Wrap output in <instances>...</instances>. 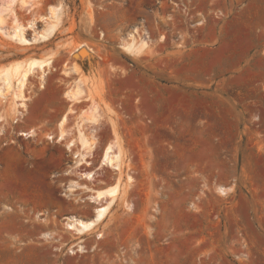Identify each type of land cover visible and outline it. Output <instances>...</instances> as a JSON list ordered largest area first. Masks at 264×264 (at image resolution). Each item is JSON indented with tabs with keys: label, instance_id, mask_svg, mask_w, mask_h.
Instances as JSON below:
<instances>
[{
	"label": "rangeland",
	"instance_id": "obj_1",
	"mask_svg": "<svg viewBox=\"0 0 264 264\" xmlns=\"http://www.w3.org/2000/svg\"><path fill=\"white\" fill-rule=\"evenodd\" d=\"M180 1L188 6L174 0H0V74L35 58L52 61L45 78L39 71L28 74L25 115L18 113L21 107L13 97L15 80L0 101V183L18 193L38 196L41 190L43 196L47 191L51 200L50 205L32 206L0 199V212L9 203L34 220V235L4 231L0 241L43 240L52 250L46 264H264V224L260 233L253 225L251 232L250 224L252 215L264 220V197L257 196L264 193V79H254L251 88L226 89L223 81L246 79L249 69L240 73L239 65L221 76L211 71L206 87H190L176 71L187 57L174 54L178 44L179 50H187L189 34L207 32L210 46L218 44L220 35L235 38L238 26L232 21L248 0H205L203 8L198 1L195 8L189 7L190 0ZM16 24L24 25L22 38L12 37ZM52 28L47 40H33ZM258 32L264 28L259 26ZM150 34L158 39L156 45ZM134 37L146 40L139 56L122 47ZM256 40L264 41V35ZM81 45L91 51L89 56L75 50ZM232 45L227 38L218 51L227 65L240 57ZM77 83L84 94L73 101L65 93ZM177 88L198 95L186 97ZM224 99L234 110L230 118L237 128L232 132L218 131L227 122ZM67 114L71 127L66 126ZM61 121L71 133L59 141ZM30 122L36 134L19 135L29 129L18 126ZM79 130L94 147L90 164L76 169L77 146L71 151L66 143ZM49 134L54 138L48 139ZM110 144L122 152L119 170L98 167ZM88 170L96 171L95 180H79L81 185L65 196L69 181ZM4 176L12 182L6 183ZM115 183L121 193L98 229L81 238L72 235L65 217L90 218L94 213L86 185ZM219 186L228 193L219 192ZM257 197L258 211L238 209L236 198ZM39 212L47 218L44 223L37 220ZM44 226L58 240H45ZM80 239L87 251L70 254L68 249H76Z\"/></svg>",
	"mask_w": 264,
	"mask_h": 264
},
{
	"label": "crops",
	"instance_id": "obj_2",
	"mask_svg": "<svg viewBox=\"0 0 264 264\" xmlns=\"http://www.w3.org/2000/svg\"><path fill=\"white\" fill-rule=\"evenodd\" d=\"M174 1L176 2L175 4L177 6L178 4L183 2L180 0H174ZM190 1H192V6L190 5L189 7H193V8L197 7L195 1L201 3L202 8H203L202 4H204L205 2V0H190ZM183 4H185V6H188V4H186L185 2H183ZM232 23L238 26L236 32L237 36L235 38L233 37V35H231V33L229 35L227 34L228 36L220 35L218 44L214 46H210L209 45L210 38L212 39V36L208 35L207 32L206 34L201 32L202 34L200 35L189 34L188 41H190L191 44L187 46V50L184 51L182 49L179 50L181 46H179L178 44V47L176 48V51L178 52L174 54H176V56L187 57V59L183 60V62L177 64V69H176L178 77L180 78L182 83L188 85L193 84L190 85V87L191 86L194 87L196 84L201 83L202 85L199 87H206L203 83L206 82V77L211 73V71H214L215 74L221 76L239 65L242 68V71L240 73L249 69V72L246 74V79L241 83L234 82L233 80L235 77L233 79L223 81L225 83L224 87L226 89L233 88L235 86L236 87L247 86L251 88L252 85L250 84L251 82H253L254 79L257 78L264 79V41L259 42L258 40H256V35L259 34L264 35V33L258 32L259 26L264 28V0L245 1V3L240 7V10L236 13L235 20L232 21ZM193 25L195 24H192V26ZM196 25H198V23H196ZM180 27L181 25L179 26V28ZM181 37L182 35L178 33L176 35V40L179 41ZM227 38L229 39V41L233 43L232 46L234 47V49L238 53H240L239 60L235 64L227 65L226 60L224 58H221V55L218 52L221 46L223 45V43L227 40ZM157 43H158V39L152 38V44L156 45ZM194 57H199V59L197 60ZM246 83L248 84L246 85ZM177 89L183 91L186 94V97H189L191 95H198V94H193V93L190 94L186 92L187 89L186 90H184L183 88H177ZM206 96H216V95H206ZM221 99L223 100V98ZM223 103L225 108H222V113L227 119V122L225 127L218 131L225 130L226 132L228 131L232 132L237 128L236 123H234V121H232V119L230 118L233 115L234 110L232 108V105L229 104V102L227 101V99H224ZM210 111L213 112L212 109H210L209 112ZM63 116L64 114L60 116L59 121ZM67 117H68V121L66 126L71 127L72 125L68 126V122L71 119L70 114H67ZM54 118H50V121H53ZM33 125L34 122H30L26 125H19L18 127H22L30 130L32 129L30 127ZM121 156L123 157L122 153ZM20 178L17 179L19 181L30 179L27 177H20ZM3 180L6 181V183L12 182V181L8 182L5 176L3 177ZM2 183L4 184V182L1 181L0 183L1 185L0 199L4 202L10 203L14 201H22V202H29L32 206H46L51 204V200L47 194V191L44 193L43 196L41 190L38 192L40 196L39 195L36 196L30 192L18 193L17 191H12L13 189H10L11 187H7V188L3 187ZM26 183L27 182L23 183V185ZM257 196L264 197V193L258 194ZM222 197L225 198L228 197V195ZM258 197L249 198V199L236 198L235 200L239 201L238 209L241 210L243 208V210L250 209L253 211L254 210L258 211L259 208ZM224 198H222L221 200H223ZM261 200H264V198H261ZM9 203L8 204L4 203L0 212V233H3L4 231H8V232H16L20 236L34 235V229L31 228L33 226L31 223H33L34 220H30L27 217L23 216L24 215L23 214L24 211H22L23 208L20 210L16 209L14 208V205H10ZM39 213H41L42 215L41 218L39 219L37 218V220L38 222L43 221L44 223L47 218L44 217V212H39ZM251 220H252V222L250 221L251 226L253 225L254 227H256L257 233H260L258 229L260 224H264V220H262L258 214L252 215ZM227 223H228L227 220H224L225 226L228 225ZM253 226L251 232H254ZM45 231L46 230L44 226L41 232V234L44 232L42 234L43 237L44 234L47 233ZM51 252L52 250L50 246L48 244H45L43 240H40L39 242L18 240L16 242H11V243L0 241V264H46L47 263L46 260L49 261V258H47L46 253L51 254ZM231 263L225 262L222 264H231ZM234 264H238V263L234 262Z\"/></svg>",
	"mask_w": 264,
	"mask_h": 264
},
{
	"label": "bare ground",
	"instance_id": "obj_3",
	"mask_svg": "<svg viewBox=\"0 0 264 264\" xmlns=\"http://www.w3.org/2000/svg\"><path fill=\"white\" fill-rule=\"evenodd\" d=\"M34 4V3H33ZM51 15L53 18L56 17L57 9L55 7L51 8ZM32 22V21H31ZM0 26L2 27V20L0 19ZM54 26V25H53ZM24 25L22 24H16L13 26L14 32L12 37H19L22 38V31H23ZM53 28L49 31V29L40 34L38 37L34 38V41H42V40H47L51 33ZM132 34V33H131ZM132 37V36H131ZM22 43H32V41H29L27 39H20ZM128 40V39H127ZM146 45V40L143 39L141 41H136L135 37L132 38L129 41L122 43L123 49L128 52L131 55L134 56H139L143 50V48ZM76 51L85 54V56H89L91 51L87 49L84 45H81L75 49ZM52 66V61L51 60H41V59H32L29 61V63L26 66H22L21 64H16L9 70L3 71L0 74V101H2L3 98L7 96V93L10 92L11 85L10 81L15 80L17 82V85L14 89L13 97L14 99L17 100L18 106L21 107L18 109V113L25 115L26 111V96H24V86L25 82L27 80L28 74L31 72L39 71V76L41 78H45V76L49 73L50 69ZM66 96L69 97L71 100H80V98L84 94V90L82 88V85L80 83H77L73 85L72 88H70L66 93ZM91 120H96V118L92 115L90 117ZM63 121L60 122V127H59V134L58 138L59 141L67 139L69 137V134L71 133L70 131H66L62 127ZM36 134L35 130L31 129L29 131H20L19 135H23L26 138H30ZM2 136V130L0 129V137ZM54 135L49 134L48 139H53ZM67 147L69 150H73L74 147L77 146V150L74 152L75 154V168H79L83 164H90V161H88V157L90 156L89 153L92 150L94 146H92V143L88 139V137L82 132V130H79L76 133L75 138H72L67 141L66 143ZM115 146L113 144H110L106 146V148L103 150V154L101 156L100 160V166L99 168L102 167H109L112 168L113 170H119L121 167V161H122V156H121V151L120 149H115ZM97 167V168H98ZM98 168V169H99ZM78 180L72 179L69 181V184H67L65 190V196H70L71 193L75 190V188L79 185H81L79 180H88L92 181L95 180V175L96 171H84L78 173ZM133 177L129 176V181L132 182ZM86 187L89 189L90 194H89V200L95 204L94 206V213L92 217L90 218H84V217H78L76 215H70L66 216L65 219L67 228L70 230L72 235L77 236V238H81L82 235L89 231H96L99 227V225L103 222V220L107 217L109 210L112 206V204L116 201V199L119 197L121 193V187L118 183H115L113 185H110L108 187H103V188H92L88 185ZM218 191L221 192L222 194H227L228 189L224 186H219ZM126 207L129 211L133 210L134 205L130 203H126ZM11 209V208H10ZM98 238L102 237L103 234L98 233L97 234ZM44 238L46 240L50 239H57L55 238L54 233L52 232H47L44 234ZM58 240V239H57ZM83 239H80L79 242L74 244V247L76 249H68V252L70 254H75L77 252H86V247L82 243ZM73 247V248H74Z\"/></svg>",
	"mask_w": 264,
	"mask_h": 264
}]
</instances>
